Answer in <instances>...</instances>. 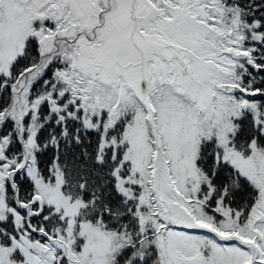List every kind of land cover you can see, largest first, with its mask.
<instances>
[{"label":"snow or ice","instance_id":"snow-or-ice-1","mask_svg":"<svg viewBox=\"0 0 264 264\" xmlns=\"http://www.w3.org/2000/svg\"><path fill=\"white\" fill-rule=\"evenodd\" d=\"M0 264H264V0H0Z\"/></svg>","mask_w":264,"mask_h":264}]
</instances>
